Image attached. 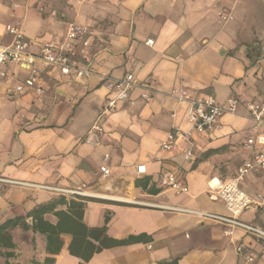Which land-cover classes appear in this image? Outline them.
Masks as SVG:
<instances>
[{
	"label": "crops",
	"instance_id": "1",
	"mask_svg": "<svg viewBox=\"0 0 264 264\" xmlns=\"http://www.w3.org/2000/svg\"><path fill=\"white\" fill-rule=\"evenodd\" d=\"M10 23L22 25L34 54L73 23L89 27L90 46L78 45L74 60L93 73L65 76L40 61L2 67L0 178L8 182L0 181V264H248L240 244L258 255L252 264H264L263 243L243 231L226 236L220 224L165 209L226 214L210 185L262 148L264 123L247 116L245 103L264 102V0H0V45L12 41ZM103 73H131L137 87L102 117L104 136L91 145L88 133L114 96ZM32 76L35 86H26ZM180 89L241 103L220 130L194 137L190 161L185 140L160 148L171 131L190 128L187 107L172 96ZM167 173L188 193L163 187ZM82 185L91 196L43 188ZM240 186L264 195V171ZM241 219L264 228L260 211Z\"/></svg>",
	"mask_w": 264,
	"mask_h": 264
},
{
	"label": "built area",
	"instance_id": "2",
	"mask_svg": "<svg viewBox=\"0 0 264 264\" xmlns=\"http://www.w3.org/2000/svg\"><path fill=\"white\" fill-rule=\"evenodd\" d=\"M14 1V0H12ZM18 7L17 3H14ZM231 18L230 15H224L223 19ZM6 34L11 37L12 41L8 45H0V75L5 76L2 67L10 65H28L34 66L38 61L43 62L59 70L63 75L70 76L75 73L77 78L89 77L93 72L91 67H79L75 62L77 55V46L82 45L85 48L90 46L91 30L89 27L79 24H71L66 35L59 40H52L43 44L39 53L34 54L29 51L30 43L22 29L20 23L8 24L5 28ZM148 45L153 44L149 40ZM103 80L106 82L108 92L114 93V96L107 98L102 111L91 127L87 142L91 145L100 142L104 136V128L102 126V117L115 113L121 102L127 100L133 90L137 87L134 75L129 73L122 78H114L108 73H103ZM37 82V78L32 76L25 82L26 86L33 87ZM152 81L145 85L147 91L152 90ZM24 86H18L17 90H23ZM37 93L42 95V89L38 88ZM174 96L180 105L187 107V119L190 128L186 131L174 129L171 131L166 140L161 144V149L170 151L177 147L179 139L185 140L189 149L186 152V160L190 161L194 156V137L196 135L211 133L221 129L222 118L226 114H238L240 100L236 97H230L225 104H220L214 97L208 96L197 99L189 95L185 89L173 91ZM149 100L150 96L144 95ZM247 116L258 124L264 123V102L256 103L248 101L245 103ZM262 147L259 152L253 154L252 158L245 160L237 169L236 174L224 180H216L214 185H210L213 192L211 196L214 200L221 201L226 210V214H218L199 209H192L180 206H166L165 209L172 212L191 214L202 221L214 222L224 227L226 236H233L237 230L243 231L246 235L252 237L255 241L264 245V228L247 223L241 219V215L249 211H260L261 217L264 219V195L252 197L247 194L240 186L247 175L252 172L264 171V135L257 140ZM248 147L253 149L254 140H249ZM140 170V169H139ZM101 171L106 175H110V171L106 167H102ZM0 181L8 182L0 178ZM161 185L174 190L176 193H188V187L181 182L176 176L167 173L162 177ZM45 189L68 194L73 196H91L86 190V186L82 185L74 189H63L59 187L43 186ZM215 195V196H214ZM249 246L240 244L237 247V253L244 257L246 263L252 264L258 259V255L249 250ZM264 260V253L260 256Z\"/></svg>",
	"mask_w": 264,
	"mask_h": 264
},
{
	"label": "rangeland",
	"instance_id": "3",
	"mask_svg": "<svg viewBox=\"0 0 264 264\" xmlns=\"http://www.w3.org/2000/svg\"><path fill=\"white\" fill-rule=\"evenodd\" d=\"M10 1V0H9ZM7 22H8V19L6 20V21H4V23H3V25H4V27H5V25L7 24ZM11 24V23H10Z\"/></svg>",
	"mask_w": 264,
	"mask_h": 264
}]
</instances>
